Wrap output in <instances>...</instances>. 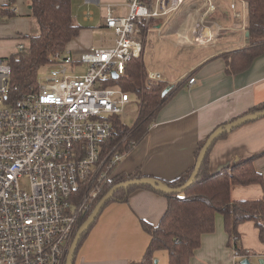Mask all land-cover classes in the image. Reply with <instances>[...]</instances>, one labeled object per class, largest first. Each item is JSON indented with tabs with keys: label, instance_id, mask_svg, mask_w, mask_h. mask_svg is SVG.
<instances>
[{
	"label": "crops",
	"instance_id": "0c3cea01",
	"mask_svg": "<svg viewBox=\"0 0 264 264\" xmlns=\"http://www.w3.org/2000/svg\"><path fill=\"white\" fill-rule=\"evenodd\" d=\"M95 0L86 2L82 20L71 0L75 22H86L79 34L71 39L66 49L80 54L94 45V29L113 35L104 28V8L111 6L114 15L127 14L128 0ZM215 9L202 20L192 15L199 0H185L180 9L168 20L155 18L143 30L144 69L162 74L170 96L157 111L147 134L131 148L123 150V157L115 166L116 174L139 171L143 176L159 180H173L190 169L196 160L195 150L202 140L218 126L225 124L264 103V53L255 57L250 66L238 73L226 71L225 52L243 48L249 41L246 36V18L228 19L225 5L231 0H213ZM0 58L18 52V42L28 46L27 35L38 32V25L30 14L29 0H0ZM243 5L236 0V11ZM91 12L89 19L84 13ZM191 12L192 15H188ZM11 13V15H7ZM246 17V15H245ZM244 20V22H243ZM33 23L36 33H29ZM94 24V25H93ZM244 28L242 29V26ZM155 34L157 43L148 48V36ZM99 41L100 46L113 42ZM157 57L145 65L148 53ZM194 77L193 83L188 79ZM184 82L180 87L178 82ZM165 87V88H166ZM164 88V89H165ZM137 115V114H136ZM264 151V117L246 122L216 140L208 152L211 173ZM254 167L264 177V155L254 161ZM263 196L257 183L234 185L232 200L254 201ZM167 200L156 192L138 188L130 193L127 202H112L99 214L88 235L79 246L74 264H138L150 240L140 220L156 225L166 210ZM239 245L250 251L249 261L264 260V242L252 221L238 226ZM243 258L228 243L221 215L215 218L214 230L203 234L199 247L189 264H239Z\"/></svg>",
	"mask_w": 264,
	"mask_h": 264
},
{
	"label": "built area",
	"instance_id": "2783aa9c",
	"mask_svg": "<svg viewBox=\"0 0 264 264\" xmlns=\"http://www.w3.org/2000/svg\"><path fill=\"white\" fill-rule=\"evenodd\" d=\"M184 1L128 0L122 15L107 4L104 28L113 43L77 55L56 52L43 66L45 75L16 98L10 94V66L0 58V264H65L81 217L124 155L119 144L106 145L113 117L130 103L129 92L111 82L113 74L119 77L127 62L142 57L149 21H168ZM237 1L243 10L236 11L231 0L233 16L246 18L244 0ZM199 2L188 15L202 20L215 5ZM90 16L84 13L85 19ZM16 48L26 46L18 42ZM83 64L85 72H67ZM162 79L161 73L146 71L148 82Z\"/></svg>",
	"mask_w": 264,
	"mask_h": 264
},
{
	"label": "trees",
	"instance_id": "16d2710c",
	"mask_svg": "<svg viewBox=\"0 0 264 264\" xmlns=\"http://www.w3.org/2000/svg\"><path fill=\"white\" fill-rule=\"evenodd\" d=\"M29 2L30 14L38 25V32L26 36L28 46L25 49L4 58L10 66L9 88L13 98L35 86L40 69L52 62V56L56 52L65 50L67 44L83 27L74 20L71 0H29ZM244 2L249 41L243 48L222 54L226 62V71L231 74L246 70L255 57L264 53V0H244ZM1 13L5 15L6 11L0 10ZM7 15L10 16L11 13ZM111 80L124 91L134 93L138 99V112L134 122L127 126L119 116H114L112 135L106 142L108 147L119 144L120 150L125 151L147 134L150 123L168 100L171 90L163 95L162 91L166 87L163 82L146 80V70L141 58H132L127 62L124 73ZM183 84L184 82L180 81L178 86H175L180 87ZM262 109L264 103L253 107L250 112ZM228 133L222 134L216 140L225 137ZM123 137L125 140L120 142ZM204 142L205 140H202L196 148V157ZM209 150L210 148L196 179L183 192L168 194L146 185L130 186L117 190L102 207L100 213L112 202H127L130 193L138 188L152 190L166 198V210L156 225L140 220V225L150 236V240L138 264H154L153 252L160 249L167 251V264H189L190 258L200 245L202 235L214 230L217 215L222 216L229 245L242 258L249 257L251 253L238 243L240 236L238 226L241 223L252 221L258 229L260 240L264 242V177L254 167V161L263 156L264 151L211 173L208 167ZM193 167L194 165L173 180L161 181L169 187H179L185 183ZM140 177L143 175L137 170L112 176L90 210L81 217L79 225L114 184ZM252 183L262 187L261 199L254 201L231 199L232 186ZM94 223L82 235L76 252Z\"/></svg>",
	"mask_w": 264,
	"mask_h": 264
},
{
	"label": "water",
	"instance_id": "95a60500",
	"mask_svg": "<svg viewBox=\"0 0 264 264\" xmlns=\"http://www.w3.org/2000/svg\"><path fill=\"white\" fill-rule=\"evenodd\" d=\"M249 35V32H246V36ZM113 76L116 78V73L113 74ZM169 90V87H166L163 91L162 94L165 95ZM261 117H264V109L258 110L255 112H249L247 114H244L242 116H239L225 124H222L218 127H216L205 139V142L201 149L199 150V153L196 157L194 167L192 172L190 173L189 177L185 181L184 184H182L179 187H169L165 184L162 183L161 180L154 178V177H148V176H143L140 178H132V179H127L121 182H118L114 184L103 196L102 198L97 202V204L94 206L93 210L89 214V216L79 225L72 242L69 246L67 256H66V261L65 264H73L74 261V255L78 246V243L82 237V235L90 228V226L94 223L96 218L98 217L102 207L105 205V203L113 196V194L122 188H127L130 186H150L154 190L161 191L163 193H180L183 192L185 189H187L196 179L199 169L202 165V162L205 158V155L207 154L208 149L212 146L213 142L222 134L226 132H230L233 129L241 126L242 124L250 121L257 120ZM157 263V261H155ZM239 264H264L263 259H259L257 263H253L249 261L248 258H243L240 260Z\"/></svg>",
	"mask_w": 264,
	"mask_h": 264
},
{
	"label": "rangeland",
	"instance_id": "374dc122",
	"mask_svg": "<svg viewBox=\"0 0 264 264\" xmlns=\"http://www.w3.org/2000/svg\"><path fill=\"white\" fill-rule=\"evenodd\" d=\"M101 2H105V1L101 0ZM72 4H73V7L76 9V13H77L78 17L82 20L83 13H82L81 9H78V6H82V8L85 9L86 5L83 4V0H72ZM222 13H224L228 19H232V10L229 7V5H227V6L225 5L224 11ZM80 19L79 20L77 19L79 24L81 26H87L88 27V25L85 24L87 21L81 23ZM91 29L94 30L93 41H94L95 46L101 45V43L99 42L101 39L107 40L109 38V36L105 35L104 32L98 31L99 29L96 30V29H94L93 26H91ZM36 30H37V26L35 25V23H33V26L31 28V30L29 31V33H32V34L36 33ZM156 40L157 39L155 38V34L153 32L150 33L148 36V48L149 49L157 43ZM148 54L149 55H148L147 59H149V60L145 59V61H144L146 66L152 65L151 63L155 59H157V57H153V55H150V50H149ZM86 68H87V66L84 64L83 65H77L75 68L69 66L67 72L68 73H73V72L83 73V72H85ZM38 75H39V77H42L43 75H45L44 67H42V69H40ZM129 96H130V103L126 106L124 112H122L121 115L119 116L120 119L122 120V122L127 126H130L134 122V120L137 116L136 114L138 112V99H137L136 95L132 92H129ZM153 260H154V264H167L168 263L167 251H165L163 249L154 251L153 252ZM155 261H157V263H155Z\"/></svg>",
	"mask_w": 264,
	"mask_h": 264
}]
</instances>
